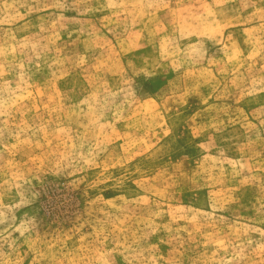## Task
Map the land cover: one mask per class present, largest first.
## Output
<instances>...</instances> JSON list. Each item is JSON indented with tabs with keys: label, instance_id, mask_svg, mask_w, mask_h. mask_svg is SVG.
Wrapping results in <instances>:
<instances>
[{
	"label": "rangeland",
	"instance_id": "obj_1",
	"mask_svg": "<svg viewBox=\"0 0 264 264\" xmlns=\"http://www.w3.org/2000/svg\"><path fill=\"white\" fill-rule=\"evenodd\" d=\"M0 264H264V0H0Z\"/></svg>",
	"mask_w": 264,
	"mask_h": 264
}]
</instances>
